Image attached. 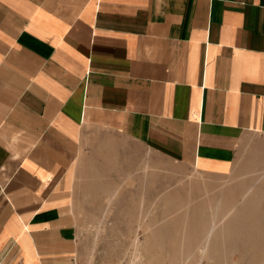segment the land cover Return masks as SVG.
Returning a JSON list of instances; mask_svg holds the SVG:
<instances>
[{"label": "crops", "instance_id": "obj_1", "mask_svg": "<svg viewBox=\"0 0 264 264\" xmlns=\"http://www.w3.org/2000/svg\"><path fill=\"white\" fill-rule=\"evenodd\" d=\"M254 135L264 0H0V264L81 263L78 170L115 136L224 175Z\"/></svg>", "mask_w": 264, "mask_h": 264}, {"label": "rangeland", "instance_id": "obj_2", "mask_svg": "<svg viewBox=\"0 0 264 264\" xmlns=\"http://www.w3.org/2000/svg\"><path fill=\"white\" fill-rule=\"evenodd\" d=\"M111 146L78 170L80 264H264V136L224 175L125 137Z\"/></svg>", "mask_w": 264, "mask_h": 264}]
</instances>
